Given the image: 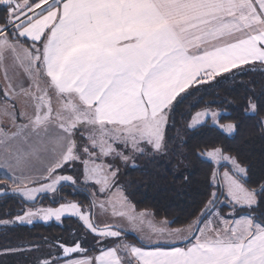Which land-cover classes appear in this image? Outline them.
Listing matches in <instances>:
<instances>
[{
	"label": "snow or ice",
	"instance_id": "1",
	"mask_svg": "<svg viewBox=\"0 0 264 264\" xmlns=\"http://www.w3.org/2000/svg\"><path fill=\"white\" fill-rule=\"evenodd\" d=\"M0 264H264V0H0Z\"/></svg>",
	"mask_w": 264,
	"mask_h": 264
},
{
	"label": "trees",
	"instance_id": "2",
	"mask_svg": "<svg viewBox=\"0 0 264 264\" xmlns=\"http://www.w3.org/2000/svg\"><path fill=\"white\" fill-rule=\"evenodd\" d=\"M219 91V90H216ZM238 93L242 94V90L238 89ZM223 94V93H221ZM234 95L237 93H233ZM216 93L209 90L207 93H202L203 103L201 107L211 103L215 99ZM231 98V97H229ZM217 103L220 101L217 100ZM238 106V105H237ZM199 110V109H195ZM225 110L235 115L236 113L232 111V108L225 106ZM194 114V112H193ZM251 138V137H250ZM193 171H198L197 168H193ZM130 179H135L137 182L143 181V187L140 188V194L137 196V200L145 201L148 205L156 204L157 202L163 203L167 206L172 214L177 218H182L183 211L186 207V201L190 203L191 201L183 193L178 194L170 184L161 183L157 188H151L148 186L147 179L139 172H134L129 177ZM190 195H195V193H190ZM70 199L72 197H69ZM8 210L14 211L18 210L17 202L12 200L8 204ZM75 228V224L72 221H66L64 224L60 223H49L42 224L37 223L32 226H24L18 235H21L24 240H33L39 237H47L49 240L55 237H65L67 238L70 231Z\"/></svg>",
	"mask_w": 264,
	"mask_h": 264
},
{
	"label": "rangeland",
	"instance_id": "3",
	"mask_svg": "<svg viewBox=\"0 0 264 264\" xmlns=\"http://www.w3.org/2000/svg\"><path fill=\"white\" fill-rule=\"evenodd\" d=\"M43 204H44V206H55V205H51V202L48 201V200L43 201ZM37 223L49 224V223H58V222H55V221H50V222H48V223H44V222H36L35 224H37Z\"/></svg>",
	"mask_w": 264,
	"mask_h": 264
}]
</instances>
